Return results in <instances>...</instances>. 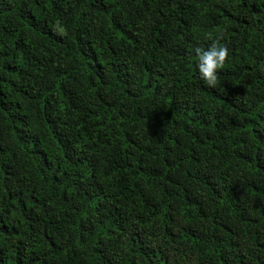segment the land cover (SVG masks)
Instances as JSON below:
<instances>
[{
	"label": "trees",
	"instance_id": "obj_1",
	"mask_svg": "<svg viewBox=\"0 0 264 264\" xmlns=\"http://www.w3.org/2000/svg\"><path fill=\"white\" fill-rule=\"evenodd\" d=\"M0 264H264V0H0Z\"/></svg>",
	"mask_w": 264,
	"mask_h": 264
},
{
	"label": "clouds",
	"instance_id": "obj_2",
	"mask_svg": "<svg viewBox=\"0 0 264 264\" xmlns=\"http://www.w3.org/2000/svg\"><path fill=\"white\" fill-rule=\"evenodd\" d=\"M197 57L195 68L200 80L209 89H216L218 84V70L223 68L228 57V49L213 43L206 49H195Z\"/></svg>",
	"mask_w": 264,
	"mask_h": 264
}]
</instances>
